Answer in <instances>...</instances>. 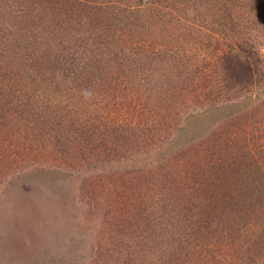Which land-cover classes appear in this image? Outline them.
Listing matches in <instances>:
<instances>
[{
    "label": "rangeland",
    "instance_id": "374dc122",
    "mask_svg": "<svg viewBox=\"0 0 264 264\" xmlns=\"http://www.w3.org/2000/svg\"><path fill=\"white\" fill-rule=\"evenodd\" d=\"M261 214L264 0H0V264H264Z\"/></svg>",
    "mask_w": 264,
    "mask_h": 264
},
{
    "label": "trees",
    "instance_id": "16d2710c",
    "mask_svg": "<svg viewBox=\"0 0 264 264\" xmlns=\"http://www.w3.org/2000/svg\"><path fill=\"white\" fill-rule=\"evenodd\" d=\"M248 44V42H246ZM252 184V183H250ZM257 182H255L254 185H256ZM253 185V184H252ZM252 186L250 189L249 187L243 186V188H240V194L237 196L241 197L240 201V206L243 205V209H241L243 212H248L249 206H253V203H256L255 199H258V196L260 192L256 189L255 186ZM237 196H231L229 199H234ZM254 199L253 203L251 200ZM238 200V199H237ZM238 206H235L234 208L237 209ZM224 212V207L222 208V213ZM262 215V214H261ZM260 215V216H261ZM222 220L225 223H221L219 220ZM228 219L219 212L218 219L216 220V224L218 227V230H214L212 232V235H219V236H228L231 241H235L239 239V235H242V233L239 232L240 229L237 230H231V226H229V222H227ZM258 224L260 226V231L257 232L256 230H253L252 232L250 231V228H248L247 232L243 234L241 239L243 240V243L245 244L246 249L243 251L244 256L248 261H252V256H256V258L263 263L264 261V216L262 215L260 219H258ZM229 229V231H225L226 233L223 232V230ZM229 233V234H227ZM255 258V257H254ZM256 258L254 260H256Z\"/></svg>",
    "mask_w": 264,
    "mask_h": 264
}]
</instances>
